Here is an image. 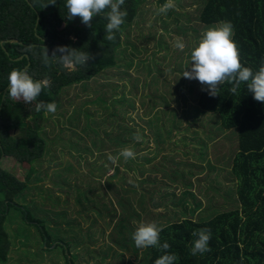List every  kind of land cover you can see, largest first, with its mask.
<instances>
[{
    "label": "rangeland",
    "instance_id": "374dc122",
    "mask_svg": "<svg viewBox=\"0 0 264 264\" xmlns=\"http://www.w3.org/2000/svg\"><path fill=\"white\" fill-rule=\"evenodd\" d=\"M174 4V9L162 15H155L157 3L148 2L142 6L136 21L128 25L127 40L133 44L123 45L118 55L122 67L110 72L115 82L96 78L85 88H68L57 98L55 114L38 113L37 121L47 145L33 163L31 172L28 167L19 170L16 158L1 160L0 167L15 175L19 182H26L29 175V183L20 199L14 195L10 198L14 197L15 205L19 202L28 206L37 218V222H26L23 211L11 209L5 223L6 237L0 239V258L8 251L6 264H65L62 254L45 253L47 248L42 236L48 232L54 239L74 238L79 242L90 229L93 235L98 228H103L105 239L98 230L97 237L72 252L82 256L79 264H104V260L96 257L103 240L105 245L113 247L119 229L131 234L141 223H147L143 204L148 205L147 212L157 211L172 222L181 217L178 205L182 203L190 212L197 211L189 216L194 220L211 216L213 211L235 209L230 199H236L238 186L232 175L238 143L222 139L207 123L205 115L193 113L199 106L202 85L182 76L191 65L192 49L208 30L200 19L203 6L193 0H174ZM177 38H182L186 45L183 51L174 46ZM127 51L123 58L121 54ZM119 77L124 80L117 79ZM115 84L117 87L124 84V88L116 90ZM123 95L133 103L135 111L132 109L129 116L114 118L113 100ZM71 102L74 103L72 107ZM33 106L36 107V102ZM156 115L159 116L157 127L168 119L182 123L179 129L175 125L165 127L163 131L170 133L163 135L161 140L166 143H157L155 129H147L149 122L156 121ZM193 127H199V135L187 133V130L194 131ZM137 134L142 137L140 141L134 139ZM9 136L17 141L22 130L15 128ZM198 138L201 139L194 142ZM203 140L207 141L206 156L198 160L192 153L200 156ZM160 145L163 146L158 148ZM124 148L136 153V158L131 160L142 164L141 168L132 166L130 170L120 157L114 163L115 168L106 174L101 188L100 181L97 182L100 169L112 162L109 155L117 157V152ZM183 150L189 154L184 155ZM174 163L195 168L193 172L189 170L192 178H187V182L193 183L191 189L184 188L187 183L170 182L168 173L162 170L165 167L171 170ZM117 167L121 173H117ZM116 174L118 178H114ZM119 181H123L120 184L125 189ZM116 190H124L123 195L116 194ZM155 190L158 194L153 202H147L146 193ZM0 198L4 200L1 194ZM141 198H144L143 204L138 202ZM130 203L133 204L132 213L128 208ZM154 219L157 225H166L167 220ZM122 254L124 260L135 261L128 252L122 251ZM124 260L119 264H127ZM117 263L108 261L106 264Z\"/></svg>",
    "mask_w": 264,
    "mask_h": 264
},
{
    "label": "trees",
    "instance_id": "16d2710c",
    "mask_svg": "<svg viewBox=\"0 0 264 264\" xmlns=\"http://www.w3.org/2000/svg\"><path fill=\"white\" fill-rule=\"evenodd\" d=\"M193 1L203 6L200 19L206 29L221 21L232 23L233 39L238 46L241 62L244 66L252 68L254 72L257 71L261 62L264 61V0ZM49 2L50 0H0V162L3 158H16L19 170L28 167L31 168L30 172L33 170V163L39 158V153H42L45 144L47 145L46 138L44 134L42 135V128L37 121L39 112L35 110L33 103L17 102L6 97L9 73L18 69L27 70L34 80L47 77L50 80V87L44 89L38 97V100L46 102H56L62 91L75 86L85 88L96 78L103 79L105 82H115V79L109 75L113 69L122 67L118 58L119 52L125 47L123 45L133 44L127 40L129 38L127 32L130 29L128 25L136 21L138 12L146 3L154 2L161 6L166 0H125L122 10H126L128 15L113 42L104 39L107 20L103 14L94 17L91 22L92 27L88 28L79 18L67 19L66 0H57L54 6L49 5L45 8L44 5ZM44 46L49 49L50 55L57 46H66L88 52L95 58L90 60L87 66L77 67L75 70H66L59 64H53L51 68H48L42 64L40 58V52ZM127 54L128 51L121 56L126 58ZM117 79L124 80L123 77ZM116 85V90L120 87L124 88V84L118 87ZM230 87L229 84L222 85L216 97H211L203 91L199 96V106L193 110V113L205 115L207 123L221 134L222 139L238 143L232 170L238 186L235 190L236 199H230L235 209L223 212L213 211L211 216H200L199 220H194L189 218L192 212L186 208L185 203H182L178 205L181 217L177 219L178 221L172 222L167 215L159 214L157 211L147 212L148 205L143 204L146 197L138 201L139 204L140 202L143 204L142 211L145 212L147 223L157 224L154 217L167 220L165 226L157 225L162 229L160 243L167 242L170 245L168 253L178 257L175 264H264V103L255 101L253 94L247 91L246 85H241L238 95H232L229 92ZM81 98L79 96V99ZM73 104L71 102L70 107ZM111 108L115 111L114 118L129 116L135 111L133 103L126 100L124 95L120 99L113 100ZM132 109L133 112H131ZM159 113L161 112L157 114ZM158 117L156 115V121L148 123L147 129H155L156 136L159 138L157 143H166L161 140L163 135L170 133L168 130L166 133L163 131L165 127L175 125L179 129L182 123L168 119L157 127ZM29 120L32 122L29 123ZM15 128L22 130V136L17 141L9 136L10 131ZM193 128H195L194 131L187 130V133L199 135L197 130L199 127ZM179 133L182 132L179 130ZM200 139H194V142ZM206 151L207 141L203 140L200 143V156L196 152L192 154L201 160L200 158L206 156ZM119 153L120 151L116 155L118 156ZM183 153L189 154L184 150ZM167 160L169 158H166V162ZM122 161H124L123 158ZM127 165L130 170H133L132 166L139 169L142 166L131 159L127 161ZM115 166L114 163L108 162L100 169L97 182L100 181L101 188L106 174ZM145 166L142 167L143 173L147 169ZM171 166V170H167V167L162 169L168 173L170 182L187 183L184 188L191 189L193 183L187 182V178H192L190 172H193L195 168L184 163H174ZM175 168L178 169L174 170ZM116 170L117 173H121L119 167ZM118 175H114V178L115 176L118 178ZM29 180L30 177L27 175L26 182H19L15 175L0 167V194L4 198V200L0 198V239L6 237L5 223L12 208L23 211L26 222H37L35 214L28 206L19 202L17 205L13 203L14 197L20 199ZM120 183L122 184L123 181H119L118 184L121 185ZM149 183L152 184V182ZM122 188L125 189L124 186ZM123 191L116 190V194L122 196ZM156 194H158L157 190L146 193L147 202H153ZM10 195L14 197L10 198ZM128 208L132 213L133 204L130 203ZM196 213L197 211H193L192 215ZM201 228L211 230L212 237L209 243L211 251L193 256L190 254V248L195 239L192 233ZM98 230L101 238L105 239L106 233L103 228H98L93 235L90 229L79 242L73 240L74 238L72 240L54 239L51 233L46 232L42 236L47 248L45 253L62 254L65 264H79L82 256L75 255L72 252L73 249L77 250L83 243L92 241L97 237ZM134 232L135 230L129 234L126 230L119 229L115 233L113 247L105 245L103 240V247L96 255L97 259L104 260V264L108 261H118L117 264H119L124 260L122 251H126L130 258H135V261L129 259L124 260V263L154 264L157 258L165 254L153 247L137 248L132 239ZM6 247L9 249L8 243ZM7 252L6 250L1 255V264L8 262Z\"/></svg>",
    "mask_w": 264,
    "mask_h": 264
},
{
    "label": "clouds",
    "instance_id": "9594fccd",
    "mask_svg": "<svg viewBox=\"0 0 264 264\" xmlns=\"http://www.w3.org/2000/svg\"><path fill=\"white\" fill-rule=\"evenodd\" d=\"M57 0H50L44 7L55 5ZM125 0H66L67 19L79 18L86 27H92L94 17L103 14L107 20L105 26L106 35L104 39L109 42L116 40V33L120 31L125 23L128 13L122 10ZM175 8L174 0L166 2L155 9V15L167 14ZM234 27L231 22L221 21L213 25L203 33L197 46L190 53L191 65L183 72V77L188 80H196L201 85L202 91L209 96L216 97L222 85L229 84V92L238 95L241 85H246L247 91L253 94V99L264 103V61L261 62L257 71L244 66L240 59V53L234 39ZM175 48L183 51L186 47L182 38H177ZM59 53V55H58ZM41 62L45 67L51 68L53 64H59L66 70H75L77 67L87 66L95 57L88 52L80 51L66 46H57L49 54V49L43 47L40 52ZM50 87V80L46 77L42 80H34L27 72L18 69L12 70L8 75V89L6 97L26 104L36 102V111H43L47 116L55 114L57 104L38 100L42 91ZM136 141L142 137L134 136ZM123 157L127 162L135 159L136 153L131 148H124L117 157L109 155L112 163ZM162 229L155 222L141 223L132 235L137 248L153 247L162 251L163 254L157 258L154 264H175L178 257L169 254L170 245L167 242L160 243ZM195 239L190 248V254H204L211 251L209 243L212 237L210 229L201 228L192 233Z\"/></svg>",
    "mask_w": 264,
    "mask_h": 264
}]
</instances>
